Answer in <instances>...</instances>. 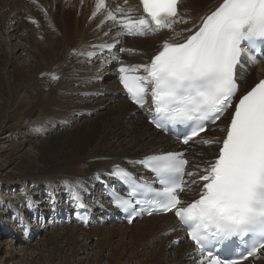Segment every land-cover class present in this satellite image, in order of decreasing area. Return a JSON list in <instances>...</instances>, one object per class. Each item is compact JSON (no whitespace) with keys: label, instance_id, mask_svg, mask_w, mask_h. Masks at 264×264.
<instances>
[{"label":"snow or ice","instance_id":"6c2138e0","mask_svg":"<svg viewBox=\"0 0 264 264\" xmlns=\"http://www.w3.org/2000/svg\"><path fill=\"white\" fill-rule=\"evenodd\" d=\"M178 3L140 0L144 15L134 17L133 9L117 7L108 10L106 18L123 29L120 35L173 30L175 24L188 22L179 17ZM105 8L106 0H97L96 11ZM185 31L192 34L183 41L165 40L150 63L121 65L119 80L133 103L144 108L150 100V122L157 128L184 126L186 145L233 109L221 129L223 137L198 141L217 145L218 151L203 168L196 165L198 171H186L189 161L183 152L146 157L140 163L155 173L160 188L138 183L126 169L114 166L111 174L129 185V198H117L116 203L135 212L133 199L140 197L135 203L149 215L174 212L195 243L200 264H239L241 259L258 258L264 250V79L233 108L239 92L236 70L245 57V45L252 50L264 45V0H222L195 30ZM247 60L256 63L250 55ZM141 70L144 75L130 74ZM191 185L200 186L198 198L185 205L179 193ZM234 238L247 245L246 255L228 258L214 253Z\"/></svg>","mask_w":264,"mask_h":264},{"label":"bare ground","instance_id":"6f19581e","mask_svg":"<svg viewBox=\"0 0 264 264\" xmlns=\"http://www.w3.org/2000/svg\"><path fill=\"white\" fill-rule=\"evenodd\" d=\"M29 1L31 0H0V24L3 25L4 22L6 26L4 31H2L0 26V38L3 37L7 49H10V46H7L9 45L6 37L7 31L20 32L21 35L28 33L32 37L34 31H37L38 34L42 33V36H45L47 31L53 32L50 35L55 37V44L47 42L49 46L46 45V51L48 53L51 52L53 57L44 58L45 53L33 41L24 40V43L29 44L33 50L29 60L32 64V70L27 75L23 70L14 69L10 76L11 80L8 82L3 80V83L0 84V92L2 91L3 97V102L0 103V127L3 122L8 124L15 118H18L16 122L24 121L28 118L25 121L28 123L33 118V125L31 123L28 124L32 126L35 123L39 125L49 122L61 125L66 123L65 117L71 112H73V116H76L85 110L93 111L100 106L101 100L93 96H85V98H81L82 96H74L75 98L69 96L68 92L71 91L69 88L71 84L81 86L82 92H85L86 90L84 89L86 88L87 90L90 89L89 87H92L91 90H94V92H96L97 88H103L101 92L105 100L115 103V108H111L110 115L109 113H107L108 115L99 113L95 118L92 117L82 127L80 134L77 136L75 132L67 131L64 133L66 135L56 138L58 140H53L49 136L50 138L44 140L42 144L35 146L36 154L38 155L37 159L25 156V151H23L25 143L33 142L31 139L26 138L14 144V148L10 152L12 161L16 160L18 166L23 164V167L17 172V177L24 182L31 180L30 183L33 186L31 190H34L38 199L43 202H37L36 204H44L45 206L47 202L43 197L39 196L45 197L48 193H53L54 196L49 203V210L54 213L57 212V215L60 216L61 206H67L85 197L82 192V186L85 185V188L94 189L98 185L90 177H95L105 172L102 170H105L112 163H123L125 158H135L143 154L159 152V148L170 144V141L166 137L149 130L148 126L143 123L134 107L124 100L115 86L110 71H106L107 76H104V81L99 83L91 81L95 63L103 61L100 58V54H98L104 50L100 46L116 40L113 24L106 18L107 11H96L97 0H35L34 8L32 2ZM214 1L184 0L179 5V12L180 14H187L192 19L189 24H192L198 20V17L208 6L214 4ZM131 3L137 4L135 0H131ZM201 6L204 7L201 8ZM40 8L48 14L46 20H43V13L38 12ZM7 9L8 11L6 12L5 10ZM94 13L96 14L94 15ZM24 19H27L26 22ZM34 25H37V29H34ZM16 33H12L11 36H15ZM163 35L168 36V33H163ZM16 39H25V36L16 37ZM130 43L139 49H143L145 57L148 53H151V47L154 48L153 39H147L142 42L131 40ZM77 53H91L92 55H78ZM127 60L131 62L130 58H127ZM55 71L60 79H53L51 75L42 77L45 72L55 73ZM256 71L258 74L264 72V61L258 64ZM1 73L0 76L4 77L3 73ZM109 79L111 81H108ZM252 82L253 80L251 79L249 83ZM73 91H76V89L74 88ZM109 92L114 97L117 95L116 98L106 99L109 97ZM97 94L99 95V93ZM2 97L0 96V99ZM86 107L87 109H85ZM37 132L35 131L34 134ZM43 132L46 131L44 130ZM43 132H38V134ZM72 134L75 140L72 139ZM60 141L62 144H65L66 141L72 143L71 150L64 153V148L60 147V145L57 146ZM45 152L50 155L49 163L39 166L38 162L42 159ZM20 183L22 184V182L13 179L6 181V185L9 186ZM23 184L24 194L16 195L12 199H5V196L0 193V204L4 205L5 210L7 206H10L12 213L16 214L19 219L25 218V215L32 213V208L26 204V201L23 202V196L27 197V200H32L33 194ZM76 193H78V196ZM13 200L15 203H13ZM7 201L10 205L5 206ZM80 204H82V201L79 202ZM1 205L0 209L3 210ZM92 208L95 214H98L102 209L108 208L105 197L101 195L100 200ZM2 214L4 213L2 212ZM167 222H171L169 216L147 218L144 221L134 222L130 226L117 225L119 222H110L109 228L103 232L97 241L98 248L100 251L103 250V247L111 244L112 238L117 236L118 240L115 242V246L112 247L111 244L112 252L107 261L109 264L186 263L188 258L185 257L183 252H179L180 248L177 249L171 246L170 237H163L165 233L163 226ZM37 225L39 223L34 227H37ZM9 226L13 227V225ZM45 227L48 228L49 225L47 224ZM29 228L31 229V227ZM61 228L62 231L60 233L56 230L51 234L50 247L45 250H50L48 258L49 256L52 258L55 252L63 254L64 260H60L58 264L70 262L67 256L76 255L78 252L75 250L85 248L88 239L92 236H98L100 231L99 225L90 228L84 234V243H81L80 239L76 237L78 226L68 228L66 224ZM54 229L57 228L54 227ZM30 233L28 229V235ZM16 239L21 240V238ZM59 244L63 245L59 246ZM127 253L128 256L122 262V258ZM88 255L85 257V264H101L99 261L104 257L101 252H98V256H94L93 260ZM133 255H136L135 258H133ZM143 255L145 257L140 258ZM49 259L48 261H51ZM83 261L78 259V262ZM256 264H264V261Z\"/></svg>","mask_w":264,"mask_h":264},{"label":"rangeland","instance_id":"374dc122","mask_svg":"<svg viewBox=\"0 0 264 264\" xmlns=\"http://www.w3.org/2000/svg\"><path fill=\"white\" fill-rule=\"evenodd\" d=\"M203 7L204 6H201V8H203ZM5 11L7 12L8 9ZM47 15H48L47 13H45V14L43 13V18L45 20H46V18H48ZM0 26H1L2 31H4V28L6 27L4 25V22H3V25L0 24ZM36 27H37V25H34V29ZM83 28H85V27L83 26ZM12 33H16V31L15 32L14 31H7L6 32L7 42L9 43V45H7V46H10L11 50L7 49L3 37L0 38V72H2L4 75V77L0 76V84L3 83V80L5 82H8L9 80H11L10 76L12 75L14 69L23 70V72H25L27 75L32 70V64L29 62V60L31 59V53L33 52V50H32V47L30 48L29 44L24 43V40L33 41V43L35 45H37L45 53L44 58L49 59V58L53 57L51 52L48 53L46 51L47 50L46 45H48L47 42H49L50 44H52V42H53L55 44V39H54L55 37L50 35L53 32L47 31L45 36H42V33L38 34L37 31H34L32 33L33 37L31 35H29L28 33L21 35L20 32H17L15 34V36H11ZM24 36H25V39H20V40L16 39V37H24ZM46 37H48V38L46 39ZM81 45L82 44L80 42V46ZM149 54L150 53H148V55ZM99 62L95 63V66L93 67V77L91 78L92 82H98L99 83L100 81H104V76H107L106 71H108V69H106V65L103 68H100L99 65H101L102 63L101 62L99 63ZM52 66L54 67V65H52ZM70 67H72V66L70 65ZM254 71H256V69ZM48 73L49 72H45V74H43L42 77L49 76V75L53 76V75L57 74L56 71H55V73L51 72L52 74L51 73L48 74ZM255 73L258 74L257 71ZM262 73H264V72H261V74ZM255 75L253 74V72L251 73L250 77L252 78L253 81L255 80ZM57 77H58V79H60L58 74H57ZM108 81H111V80L109 79ZM69 88L71 91L68 92V95L72 96L73 98H75L76 96H80V97L82 96L81 98H85V96L92 97V95H90V93L94 92V90H91L92 87H89L90 89H88V90L86 88V89H84L86 91L82 92L81 86L74 85V84H71L69 86ZM74 88L76 89V91H73ZM101 89H103V88H97L98 91L96 90V93H99V95H97L96 98L98 100H101L100 103L103 105H101L99 103L100 106L97 109H94L93 111L85 110V111H83V113L77 114L76 116L75 115L73 116V112H71L65 117L66 123H64V124L60 125V124H56L54 122H49V123H43V124H39V125H37L35 123L36 126L35 125L32 126L33 125L32 122H34L33 118L30 119V121H31L30 123L32 125H28L30 123L25 122L28 118H26L24 121H19L20 123L16 122L18 118H15V119L10 121L12 125L10 124V122L8 124H5L4 122L2 123V126L0 127V186H1L0 187V193L3 196H5V199H7V198L12 199L16 195L24 194V192H25L24 188L19 189L20 185L22 187L23 183H24L23 185H25L28 189L31 190V188H33V186H31V183H30L31 180L24 182L22 179H19L17 177V172L23 167V164L18 166V162L16 160L12 161L10 152L12 151V148H14V144H17L21 140H24L26 138L31 139L33 142L25 143L23 151H25V154H26L25 156H27L29 158L35 157V159H37L36 157L38 155L36 154L35 148L40 143L42 144V142H44V140H47L50 137L53 140H58L56 138H58L59 136L62 137L64 135H66L64 133L67 131L68 132H75V135L77 136L78 134H80L82 127H84V125L87 123V121H89L92 117L95 118L99 113H102V114L109 113V115H110L111 108H113V107L115 108V103L105 100L104 95L101 92L102 91ZM0 90H1V87H0ZM78 90L81 92H79ZM83 93H89V94L83 95ZM0 96L2 97V91L0 92ZM12 97L15 98L14 95H12ZM113 97L114 96H112V93L109 92V97L106 99L113 98ZM1 102H3V97L0 99V103ZM85 109H87V107ZM85 112H88V113L90 112V114H87ZM44 130L46 132H43ZM35 131L43 132V133L38 134V132H37L36 134H38V135H36V134H34ZM72 139L75 140L73 138V134H72ZM51 143H53V141H51ZM58 145H60V147L64 148V151H63L64 153H66V151H68V150H71V147L73 146L72 143H70L69 141H66L65 144H62L60 141L59 143H57V146ZM64 145H65V147H64ZM49 157H50V155L47 152H45L43 154L42 159L38 162L39 166L40 165H42V166L47 165L49 163L48 161L50 160ZM51 159H54V158H51ZM12 179L20 181V182H22V184L20 183L18 185H14V186L6 185V181H11ZM96 189H98V185L94 189H92L93 192H95V193L99 192V191H96ZM31 191L34 192V190H31ZM45 193L46 192L44 191V194ZM33 196L35 197V195H33ZM53 196H54V194H53ZM23 197H24L23 202H25L27 200V197L26 198H25V196H23ZM23 197H22V200H23ZM39 197H43V199H45V201H46V198L44 196H39ZM36 198H37V196H36ZM36 198L34 199L35 202L37 201ZM32 199H33V197H32ZM0 200H1V197H0ZM38 200H39V203H43L42 200H40V199H38ZM13 203H15L14 200H13ZM6 205H10V203H8V201H7L5 206ZM1 206L3 207V210L0 209V211L2 210L0 212L1 213V215H0V264H50V263L51 264H58V263H60V260H62V261L64 260L63 254H60L59 252H55V255L52 258H50V256H49V258H50L49 259L48 253L50 252V250L48 249L49 251H45L46 248L50 247L49 242L51 241V239H50L51 234L56 230H57V232L60 233L62 231L61 227H63L64 225L56 227L57 229H54L53 226H49L48 228L45 227L44 230L42 229V231H44V232H39V231H41L39 225H37V227H35V229H36L35 230L33 228H34V226H36V224L33 223V224H31L33 226V228L32 227H31V229L28 228L29 231L31 232L29 236L32 237V239H28L22 233V232H24V233L28 232V229L27 228H23V230L21 229V223L19 222L18 216H16V214L12 213V211L10 210V206H7L6 210H5L4 205H1ZM37 206H38V208L44 209V204L43 205L39 204ZM45 211H50L52 215L54 214L53 211L49 210V204H48V207L46 208ZM2 212L4 214H2ZM38 213L39 212H36L34 215L36 216ZM27 216H28V214L25 215V217H27ZM59 217H61V215ZM63 218H65V217H63ZM63 218H62V220H63ZM22 219H24V217H22ZM29 222L32 223V217H29ZM136 222H138V221H135V223ZM38 223H39V221H38ZM9 225H13V227H10ZM67 225H68V228H75V226H76V225L73 226L72 224H67ZM96 225H99V224L98 223H92L89 228H86V229L81 228V230L79 227L76 237L78 239H80L79 241H81V243H84V240H83L84 234L87 233V231H89L90 228H93ZM117 225H121V223H117ZM45 226H47V225H45ZM109 226H110L109 223L106 224L105 226L99 225L100 231H99L98 236H96V237L92 236L91 238H89L85 248L76 249L75 251L78 252L76 255H68L67 259H69L70 262H66L65 264H76V263L77 264H85L86 263L85 257L88 254H89L88 257L90 256L91 260H93L94 256H96V255L98 256V252H101L102 255L104 256L103 258L100 259L99 262L101 264H109L107 261L109 260L110 253L112 252L111 248L115 246V242H117L118 237L115 236L114 238H112V241H111L112 247H111V244H109L108 246L105 245V247H103V250L100 251V249L98 248V245H97L98 239L101 237L103 232L105 230H107V228H109ZM122 226H124V224H122ZM37 228H38V230H37ZM6 229H8V230L5 231ZM33 231H35V232L33 235H31ZM16 238H21V240H18ZM61 245H63V244H59V246H61ZM65 247H67V246H65ZM175 248L179 249L180 247L177 246ZM127 256H128V253L122 258L121 261L123 262ZM135 256L136 255H133V258H135ZM144 257H145L144 255L140 256V258H144ZM48 259L51 261H48ZM78 259H82L84 261L78 262ZM87 259H86V261H87Z\"/></svg>","mask_w":264,"mask_h":264}]
</instances>
